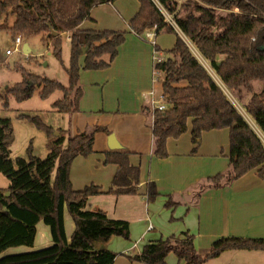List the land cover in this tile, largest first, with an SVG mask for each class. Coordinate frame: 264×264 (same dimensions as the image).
I'll return each mask as SVG.
<instances>
[{"label":"trees","instance_id":"trees-1","mask_svg":"<svg viewBox=\"0 0 264 264\" xmlns=\"http://www.w3.org/2000/svg\"><path fill=\"white\" fill-rule=\"evenodd\" d=\"M117 0H0V19L12 18L7 30L13 41L20 37L27 42L41 37L50 46L52 55L62 65L68 86L31 74L22 73L20 83L8 88L19 103L29 100L40 88L39 97L48 99L55 92L63 97L52 104L62 114L79 112L83 90L80 70L100 71L111 66L125 43L126 32L84 30L80 26L90 20L93 8ZM170 15L187 42L176 35L170 55L155 65L162 76L160 93L167 110L152 115L153 155L168 157L167 141L178 139L188 131L196 154L202 134L213 130L229 131V169L199 186L223 188L249 172L264 180V0H156ZM138 13L129 21L137 35L155 28L157 33L176 34L153 0H138ZM56 33V35H54ZM69 36V66L62 61V35ZM157 50V48H156ZM158 51V50H157ZM230 94L241 106L251 123L229 99ZM3 107L8 109V101ZM53 139L54 131L38 117L19 115ZM12 125L0 119V174L9 181L7 194L0 189V264H113L116 257L103 247L112 237L130 240L129 224L109 218L100 210H88L89 198L101 194L134 196L140 184V169L132 166L127 151L105 154L104 164L115 165L116 173L108 191L90 185L74 190L70 181L72 162L93 153L95 134L112 133L94 126L65 138L57 131L45 159L27 149V160L12 159L8 146ZM65 144V147H64ZM201 195V194H199ZM159 196L154 183L147 186L146 199L154 202ZM167 209L177 206L171 198ZM70 216L74 230L68 240L64 214ZM50 230L52 245L25 253L3 255L10 249L32 248L37 225ZM228 251L264 252V238L229 237L216 240L205 255L196 251L193 236L182 233L145 245L140 253L124 254L131 263L166 264L169 254L184 264H204Z\"/></svg>","mask_w":264,"mask_h":264},{"label":"crops","instance_id":"crops-1","mask_svg":"<svg viewBox=\"0 0 264 264\" xmlns=\"http://www.w3.org/2000/svg\"><path fill=\"white\" fill-rule=\"evenodd\" d=\"M139 7L138 0H117L93 8L90 20L81 24L80 28L84 30L126 32L125 43L109 68L80 70L79 83L83 96L79 112L69 115L73 125L63 131L67 137L94 126L105 127L115 135L120 150L131 153L130 164L140 169L137 195L101 194L88 200V210H100L111 219L129 224L130 240L112 237L103 247L118 255L113 264H139L131 263L123 255L140 253L145 245L182 233L193 236L194 246L200 255H205L211 245L221 238H264V180L254 171L229 186L206 188L199 193V186L207 179L229 169L228 129L204 132L197 153L192 154L189 123L186 133L167 141V158L154 157L153 119L146 99L152 89L153 54L157 48L158 56L166 59L165 52L173 48L176 35L182 39L183 35L179 34L177 26H173L176 34L157 33L155 28L141 35L135 34L129 27V21L138 13ZM152 35L155 48L148 39ZM64 36L69 39L67 34ZM120 150H110L108 135L96 133L93 153L88 157H77L72 162L69 175L72 188L81 190L94 185L104 192L108 191L117 168L104 164L105 154ZM149 183H154L159 193L152 203L146 199ZM169 198L177 204L173 209L164 205ZM64 223L69 240L74 224L67 212ZM36 229L32 248L10 249L3 255L51 246L49 228L39 223ZM209 261L264 264V252L228 251ZM166 263L184 264L172 254L167 256Z\"/></svg>","mask_w":264,"mask_h":264},{"label":"rangeland","instance_id":"rangeland-1","mask_svg":"<svg viewBox=\"0 0 264 264\" xmlns=\"http://www.w3.org/2000/svg\"><path fill=\"white\" fill-rule=\"evenodd\" d=\"M153 1L158 4L156 0ZM183 1L184 0L178 1V6L182 4ZM166 20L169 23L171 18L168 17ZM11 24V17H9L7 21L3 18L0 19V119H9L11 121L12 131L8 140V146L12 159L22 158L27 160V149L29 146H31L33 156L39 159H45L50 152L51 143L58 136L57 131L69 130L73 125V119H70L69 115L59 113L52 108V104L61 99L63 94L61 92H55L48 99L42 100L39 97L41 89L35 88L34 94L29 100L19 103L15 100L13 95L8 94L6 90L21 82L22 73L24 71L37 77L57 81L64 87L68 86V76L62 65L52 55L51 47L44 45L41 41V37L31 39L27 42L22 41L23 44L29 46V54L25 55L23 53V45L17 51L7 54L8 50L13 49V39L7 30ZM179 34L181 35V32ZM183 40L187 42L193 53L198 57L196 51L184 36ZM169 56L170 55H167L165 58ZM198 58L210 72L209 67L200 57ZM69 59V39L62 35V61L64 67L69 66ZM161 83L162 76H158V82L155 85V91L158 94L160 93ZM227 95L240 113L251 123L237 100L230 94L227 93ZM5 99L8 101V109L3 107ZM19 115L38 117L47 127L53 129L54 138L49 139L43 131L38 130L32 123L19 119ZM8 187L9 181L5 176L0 174V189L4 194H7ZM216 262L218 261H208L207 264H220Z\"/></svg>","mask_w":264,"mask_h":264},{"label":"built area","instance_id":"built-area-1","mask_svg":"<svg viewBox=\"0 0 264 264\" xmlns=\"http://www.w3.org/2000/svg\"><path fill=\"white\" fill-rule=\"evenodd\" d=\"M159 10L161 11L162 15L164 16V18H168L170 17L171 20L169 22L170 25L175 26L176 24L173 20V18L168 15V13L159 5L157 4ZM167 22V20H166ZM168 23V22H167ZM146 36H149L148 34H146ZM148 39L150 40V42L152 43L153 48L156 47L155 42H154V35H152L150 38L148 37ZM13 44V49L12 50H8L7 54H11L14 51H17L18 49H20L21 45H22V40L20 37H16L15 40L12 42ZM164 60V58L159 57L157 51L155 50V53L153 54V77H152V89L151 91L147 94L146 99H147V103H149L150 108H151V113L153 115V113L157 110V111H165L167 110V105H166V101H165V97L162 93H157L155 91V85L158 82V76H160L159 72H157L155 70V65L157 63H160ZM149 229H152V226H149Z\"/></svg>","mask_w":264,"mask_h":264},{"label":"water","instance_id":"water-1","mask_svg":"<svg viewBox=\"0 0 264 264\" xmlns=\"http://www.w3.org/2000/svg\"><path fill=\"white\" fill-rule=\"evenodd\" d=\"M54 35H56V33H54ZM22 50H23V53L25 55L30 53V48L27 44H23ZM57 135H58V133H57ZM108 147L110 150H120L121 149V146L118 143V141H117V139L113 133L108 136Z\"/></svg>","mask_w":264,"mask_h":264}]
</instances>
